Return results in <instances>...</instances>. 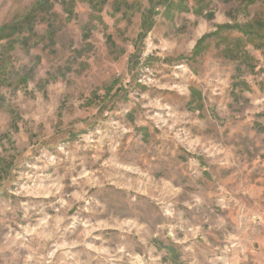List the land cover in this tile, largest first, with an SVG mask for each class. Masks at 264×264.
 I'll use <instances>...</instances> for the list:
<instances>
[{"label": "rangeland", "instance_id": "rangeland-1", "mask_svg": "<svg viewBox=\"0 0 264 264\" xmlns=\"http://www.w3.org/2000/svg\"><path fill=\"white\" fill-rule=\"evenodd\" d=\"M155 1L0 40V264H264V0Z\"/></svg>", "mask_w": 264, "mask_h": 264}, {"label": "trees", "instance_id": "trees-1", "mask_svg": "<svg viewBox=\"0 0 264 264\" xmlns=\"http://www.w3.org/2000/svg\"><path fill=\"white\" fill-rule=\"evenodd\" d=\"M55 0H38L36 6L30 11L29 14L26 15V17L22 20L16 21L12 25H4L0 26V40L7 38L9 36H12L14 34H18L24 31L27 25L33 24L35 19L38 17V15L41 13V16L45 14L48 10H50L53 6V2ZM161 2L163 5H166L168 3L167 0H157L155 3L153 2L154 6L151 8L150 11H148L146 19L143 22V32L142 34L146 35L147 32L151 29V15L154 10V7L156 4H159ZM52 3V4H51ZM175 7L176 10L183 11L185 10L182 4H174L173 2H170L169 8ZM30 28L29 30H32Z\"/></svg>", "mask_w": 264, "mask_h": 264}]
</instances>
